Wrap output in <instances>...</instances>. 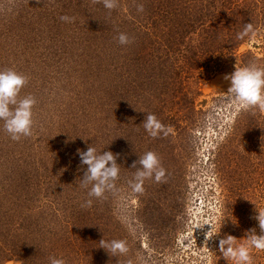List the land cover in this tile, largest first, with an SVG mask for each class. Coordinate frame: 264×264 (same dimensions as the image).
Returning a JSON list of instances; mask_svg holds the SVG:
<instances>
[{
  "label": "rangeland",
  "instance_id": "374dc122",
  "mask_svg": "<svg viewBox=\"0 0 264 264\" xmlns=\"http://www.w3.org/2000/svg\"><path fill=\"white\" fill-rule=\"evenodd\" d=\"M41 2L0 0V70L27 75L21 97L37 100L30 137L13 141L0 122V264H212L219 239L259 235L264 152L249 120L264 124V111L235 103L224 77L264 67V0H119L111 12ZM248 23L256 34L238 40ZM120 32L134 42L121 46ZM148 113L173 132L150 137ZM89 146L118 154L121 171L115 191L83 208L91 186H80L77 153ZM148 151L167 182L136 193L131 166ZM206 224L221 232L208 245ZM103 238L127 240L129 253L111 257ZM251 254L264 264V250Z\"/></svg>",
  "mask_w": 264,
  "mask_h": 264
},
{
  "label": "clouds",
  "instance_id": "9594fccd",
  "mask_svg": "<svg viewBox=\"0 0 264 264\" xmlns=\"http://www.w3.org/2000/svg\"><path fill=\"white\" fill-rule=\"evenodd\" d=\"M42 3L41 0H36ZM93 3H102L111 12L118 8L119 0H93ZM137 11L143 12L144 5L137 4ZM66 23H73L75 17L63 15L59 18ZM256 28L254 23L244 24L242 30L236 34L238 40L254 36ZM118 42L121 46H127L134 42V37L120 32ZM225 80L230 81L227 95L237 104L247 109L264 111V67L256 64H249L243 67L235 66V71L225 75ZM29 83V77L13 69L0 70V122L13 141H20L23 137H30L33 134L34 106L37 100L32 95L21 97V92ZM152 138L168 137L173 132L171 125L163 124L156 115L148 113L141 125ZM261 150L264 152V136L261 137ZM82 165L87 166L80 186L90 189L89 199L81 207L88 208L93 204L91 198L102 199L107 192L116 190V181L119 179L121 166L117 163L118 154L111 151L98 152L93 146L87 151L78 150ZM133 179L129 185L136 193L144 191L145 180L154 177L157 183L167 182L166 169L161 163L160 157L154 151H148L132 164ZM63 171V170H62ZM62 174V173H61ZM258 215L254 217L259 223L260 234L253 228L246 233V238L237 239L232 235H226L219 240V251L224 259L231 260L234 264H253L252 250H264V210L256 208ZM205 233L204 245H208L214 237L220 234L216 232L214 225ZM222 228V227H221ZM238 240L247 241L246 244H238ZM99 248H103L111 257L127 255L130 251L128 242L125 239H112L106 241L104 238L99 241ZM50 264H67L63 258L49 257ZM127 264H132L131 260Z\"/></svg>",
  "mask_w": 264,
  "mask_h": 264
},
{
  "label": "trees",
  "instance_id": "16d2710c",
  "mask_svg": "<svg viewBox=\"0 0 264 264\" xmlns=\"http://www.w3.org/2000/svg\"><path fill=\"white\" fill-rule=\"evenodd\" d=\"M250 122H252V124H254V135L258 136V146L261 147V137L264 136V124L262 121H258L256 119H253V121L249 120ZM262 122V123H261ZM232 131H234V129H232ZM228 137L226 138V143L233 141V133L229 132L228 133ZM225 142L223 144H221V147L219 148L218 152L216 153V155L214 156L215 163H218V160L216 159V156L218 155V157L220 156L221 152H223L224 150H227L225 148ZM225 148V149H224ZM224 149V150H223ZM232 152V150H231ZM214 170L218 171L220 169V167L216 164L214 166ZM221 233V232H220ZM220 238V237H219ZM220 240V239H219ZM219 240L217 241V244L215 246H219ZM212 264H232L229 260L227 261L226 259H224V257L222 256V254L220 253L219 249H216L213 253L212 256ZM254 262V261H253Z\"/></svg>",
  "mask_w": 264,
  "mask_h": 264
}]
</instances>
